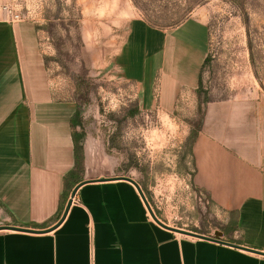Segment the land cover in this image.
I'll return each instance as SVG.
<instances>
[{"label":"crops","instance_id":"obj_1","mask_svg":"<svg viewBox=\"0 0 264 264\" xmlns=\"http://www.w3.org/2000/svg\"><path fill=\"white\" fill-rule=\"evenodd\" d=\"M5 18L0 12V224L47 231L0 230V264H264L262 254L156 223L123 179L80 185L53 227L74 163L76 104L58 97L35 22ZM205 38L193 18L166 29L134 18L116 57L119 77L135 82L142 106L154 105L156 88L159 108L171 111L198 86ZM202 99L193 100L205 105L190 147L191 182L221 219L187 230L264 251V112L247 100Z\"/></svg>","mask_w":264,"mask_h":264},{"label":"rangeland","instance_id":"obj_2","mask_svg":"<svg viewBox=\"0 0 264 264\" xmlns=\"http://www.w3.org/2000/svg\"><path fill=\"white\" fill-rule=\"evenodd\" d=\"M3 5L35 22L58 97L76 104L80 177L132 176L164 223L219 225L221 213L191 182L190 141L205 105L193 100H247L264 112V0H0V12ZM134 18L162 29L185 18L205 24L201 85L180 93L171 111L159 108L156 88L154 105L142 106L135 82L119 77L116 57Z\"/></svg>","mask_w":264,"mask_h":264},{"label":"water","instance_id":"obj_3","mask_svg":"<svg viewBox=\"0 0 264 264\" xmlns=\"http://www.w3.org/2000/svg\"><path fill=\"white\" fill-rule=\"evenodd\" d=\"M113 179H123V180L129 181L135 187V189L137 190V192H138L140 198L142 199V201H143L148 213L150 214L151 218L156 223L160 224L161 226H163L165 228H168V229H171L173 231H176L177 233L191 235V236H194V237H200V238L209 239V240H212V241H215V242L228 244V245H231V246H234V247L242 248V249H245V250H248V251H252V252H256V253L264 255V251H260V250H256V249H253V248H248V247H245V246H241V245H238V244L227 242V241L219 238L218 236L204 235V234L197 233V232H194V231H190V230H187V229H184V228L169 226L168 224H166L163 221H161L155 215V213L151 209V207H150V205H149V203H148V201L146 199V196L144 195V192H143L142 188L140 187L139 183L135 179H133L131 176H128V175L102 176V177H97V178H83L82 180L78 181L72 187V189L70 190L69 196H68V198H67V200L65 202V205L63 207L61 216L59 217V219L57 220V222L54 224L53 227L58 225L62 221L64 216L66 215V212H67V210H68V208H69V206H70V204L72 202V199H73V197H74V195H75V193H76V191H77V189H78V187L80 185H82L83 183L88 182V181H104V180H113ZM2 229H12V230L29 231V232L47 231V230H34L32 228L21 227V226H16V225L0 224V230H2Z\"/></svg>","mask_w":264,"mask_h":264},{"label":"trees","instance_id":"obj_4","mask_svg":"<svg viewBox=\"0 0 264 264\" xmlns=\"http://www.w3.org/2000/svg\"><path fill=\"white\" fill-rule=\"evenodd\" d=\"M48 59H51L50 56H46L44 55V61L47 63ZM205 62V59L204 61ZM200 75V73H199ZM201 85L200 82V78L198 77V86L197 88H199ZM198 90V89H197ZM198 96H202L203 99L202 101H206L207 100V95H200L197 94ZM77 117H78V110L76 109L73 116L71 117L70 120V125L72 127V139H73V157H74V163L72 168L67 171L63 177V182H64V191L62 192V197L59 203V209L61 210L64 206L65 203V199L68 195V190L70 189V187L72 186V182L73 181H78L80 179V175L79 173L81 172V165H82V148H81V144L79 142V134L74 132V125L76 124L77 121ZM195 131L193 132V135L191 137V141H190V147H191V143L195 138ZM190 147H189V154H190Z\"/></svg>","mask_w":264,"mask_h":264},{"label":"built area","instance_id":"obj_5","mask_svg":"<svg viewBox=\"0 0 264 264\" xmlns=\"http://www.w3.org/2000/svg\"><path fill=\"white\" fill-rule=\"evenodd\" d=\"M1 12L5 14V19L9 22H17L21 21L27 18H24L21 14L20 11L8 6V5H3L1 7Z\"/></svg>","mask_w":264,"mask_h":264}]
</instances>
